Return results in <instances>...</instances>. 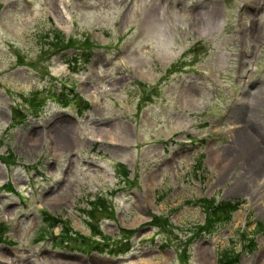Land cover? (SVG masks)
Listing matches in <instances>:
<instances>
[{
    "label": "rangeland",
    "instance_id": "rangeland-1",
    "mask_svg": "<svg viewBox=\"0 0 264 264\" xmlns=\"http://www.w3.org/2000/svg\"><path fill=\"white\" fill-rule=\"evenodd\" d=\"M0 264H264V0H0Z\"/></svg>",
    "mask_w": 264,
    "mask_h": 264
},
{
    "label": "trees",
    "instance_id": "trees-1",
    "mask_svg": "<svg viewBox=\"0 0 264 264\" xmlns=\"http://www.w3.org/2000/svg\"><path fill=\"white\" fill-rule=\"evenodd\" d=\"M59 40V36H57L56 34L53 36V41L56 43ZM60 42L63 45V41L60 40ZM71 56H61L62 62L63 63H70V59ZM83 60V59H82ZM86 61V60H83ZM86 63V62H84ZM30 107L34 110L35 108H39L40 104L38 103H32L30 104ZM200 202H203L204 204L201 205V209L204 210L205 215H204V224L203 225H207L208 223H219L222 222L223 220H228L230 218V215L233 211H235L236 206H234L233 204H230L228 202L225 201H220V202H213L211 200H206V199H200ZM51 221V219H47L45 220V222H49ZM252 242H248V246L249 244H251ZM247 247V246H246Z\"/></svg>",
    "mask_w": 264,
    "mask_h": 264
},
{
    "label": "bare ground",
    "instance_id": "bare-ground-1",
    "mask_svg": "<svg viewBox=\"0 0 264 264\" xmlns=\"http://www.w3.org/2000/svg\"><path fill=\"white\" fill-rule=\"evenodd\" d=\"M263 92V85L262 84H256L255 86H254V89L250 92V96L251 97H257L259 94H261ZM247 113H248V115L249 116H255L254 114V112H253V110H247L246 111ZM237 119H239L238 117H237ZM108 138V137H107ZM113 140V139H112ZM115 141V140H114ZM242 143H244V144H242ZM243 147H245V148H243ZM243 148V149H242ZM239 149H241V151H243V152H241V151H239V152H241V153H243V154H245V155H247V156H250L251 158L249 159L250 161H253L254 162V164H258L259 163V161H258V155H260L259 153H258V149H256V146H254V147H252L251 146V143H249V142H244V141H242L241 142V144H240V147H239ZM245 149L247 150V152H250L249 154H247V153H244V151H245ZM254 157V158H253Z\"/></svg>",
    "mask_w": 264,
    "mask_h": 264
}]
</instances>
